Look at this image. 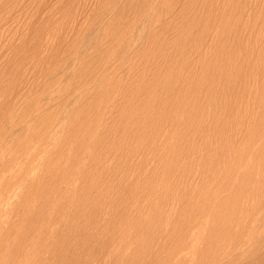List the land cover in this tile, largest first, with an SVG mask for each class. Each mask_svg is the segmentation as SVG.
<instances>
[{
	"label": "rangeland",
	"instance_id": "374dc122",
	"mask_svg": "<svg viewBox=\"0 0 264 264\" xmlns=\"http://www.w3.org/2000/svg\"><path fill=\"white\" fill-rule=\"evenodd\" d=\"M0 264H264V0H0Z\"/></svg>",
	"mask_w": 264,
	"mask_h": 264
}]
</instances>
